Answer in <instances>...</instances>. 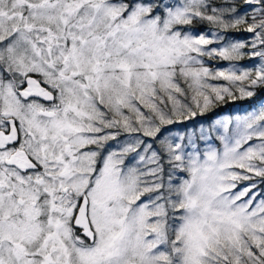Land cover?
Here are the masks:
<instances>
[{"label": "snow or ice", "instance_id": "obj_1", "mask_svg": "<svg viewBox=\"0 0 264 264\" xmlns=\"http://www.w3.org/2000/svg\"><path fill=\"white\" fill-rule=\"evenodd\" d=\"M258 96L264 0H0V264H264Z\"/></svg>", "mask_w": 264, "mask_h": 264}, {"label": "trees", "instance_id": "obj_2", "mask_svg": "<svg viewBox=\"0 0 264 264\" xmlns=\"http://www.w3.org/2000/svg\"><path fill=\"white\" fill-rule=\"evenodd\" d=\"M247 63V62H242ZM264 105V96H258L250 100L230 101L228 104L218 108L215 114H209L205 117H198L199 120L207 123L209 119H219L225 116L243 115L253 111L259 106Z\"/></svg>", "mask_w": 264, "mask_h": 264}]
</instances>
